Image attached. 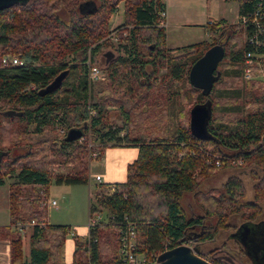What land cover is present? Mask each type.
I'll return each mask as SVG.
<instances>
[{
    "label": "trees",
    "instance_id": "obj_1",
    "mask_svg": "<svg viewBox=\"0 0 264 264\" xmlns=\"http://www.w3.org/2000/svg\"><path fill=\"white\" fill-rule=\"evenodd\" d=\"M122 1L125 27L117 31L118 53L104 54L109 77L98 83L104 90L91 104L89 64H99L98 56L105 47L114 48L108 38L110 21ZM237 1L238 23L220 21L208 26L210 37L226 35L225 56L219 65L224 60L230 62L236 69L235 78L241 76L245 53L251 49L247 42L251 23L244 24L242 19L252 15L261 0ZM165 12V0H30L0 10V60L11 56L22 62L0 69V185L6 177L13 178L9 185L10 223L0 226L9 239V264H65L69 235L75 242L72 263L124 264L109 229L120 230L129 224L136 227L137 251L147 258L157 259L160 253L190 241L203 256L200 244L213 241L232 215H245L244 222L249 223L261 220L264 81L245 80L246 101L241 108L226 107L225 112L236 113L233 119L215 116L221 73L218 71L212 91L205 94L191 85L189 72L216 43L206 40L168 48ZM64 70L69 73L61 87L39 94ZM72 71L78 73L71 82ZM151 89L154 95L149 93ZM190 97L195 100L190 101L188 110L185 103ZM175 98L182 101L176 110ZM207 101L212 105L209 137L199 139L190 129V111ZM246 103L251 108L245 110ZM55 127L66 133L62 139L34 141V134ZM72 128L82 129L83 135L67 141ZM122 144L138 147L137 158L127 167L126 181L97 184L96 197L90 199V216L107 210L105 218L86 235L77 234L68 225L50 224L52 183L90 184L92 153L97 152L101 159L107 148ZM19 150L25 151L13 155ZM238 160L243 164L235 165ZM236 166L249 167L257 181L252 202L239 204L244 184L238 176L229 177L219 191L200 190L213 173ZM67 167L69 171L64 172ZM185 194L194 196L202 214L188 216L182 204ZM33 221L37 225L31 227L26 258L22 232L16 225ZM41 222L45 224L38 225ZM241 250L245 254L244 248ZM109 253L111 259L106 256ZM236 260L225 253L214 264H237Z\"/></svg>",
    "mask_w": 264,
    "mask_h": 264
},
{
    "label": "rangeland",
    "instance_id": "obj_2",
    "mask_svg": "<svg viewBox=\"0 0 264 264\" xmlns=\"http://www.w3.org/2000/svg\"><path fill=\"white\" fill-rule=\"evenodd\" d=\"M120 7L118 8V11L114 12L112 15L111 21H110V33L108 34V38H110L114 48L112 47H105L104 51L98 56L99 57V64L96 63V67L101 68L105 75L106 79L109 77L108 71H106V60H105V53H112L117 52L116 48H118L119 41L117 36V31L121 27H125V16H124V1H122L120 4ZM60 15L67 19L68 15L64 12H60ZM165 25V20L164 24ZM126 34V32H125ZM181 37H178L175 35L173 31H170V36L168 39L167 46L169 47H178L183 46L195 42H199L202 40L207 39L208 42L216 44L223 45L226 40L225 36H220V34L215 35L214 37H208V36H200L195 35L192 32H185L181 34ZM215 44V45H216ZM118 53V52H117ZM124 53V50H122L121 54ZM235 68L228 62L227 60L223 61L218 66V71L221 73L222 79L221 82L216 85V93L220 95V98L216 100L215 103V110L214 115L220 116L224 119H233L236 116V113L231 114L227 113L226 107H229L231 104L236 105V108H241L244 101H246V93H247V86L246 81L257 79L264 81V75H260L257 73V75L251 79H245L243 72L240 74V77L235 78ZM263 71V70H262ZM259 71V72H262ZM162 73L165 72L163 69L161 71ZM77 73L78 71H72L69 74L68 80L76 81L77 79ZM246 80V81H245ZM101 82H104L101 81ZM99 82L92 84L91 86V92H90V102L95 103L97 98H99V94L103 92L104 87L99 86ZM230 89V91H228ZM236 90V91H233ZM144 92V91H143ZM150 94L154 95V90L151 89L149 91ZM223 95V97H222ZM215 96V95H214ZM197 97V96H196ZM235 97V99H233ZM197 98L196 100H198ZM175 104L176 108L179 107V104L182 105L181 99L175 98ZM194 97L187 98V101L185 103L186 109L189 110V104L190 101H194ZM244 109L247 110L251 108L250 103H246L244 105ZM113 108V107H110ZM234 109V108H233ZM168 113V112H167ZM170 114V113H169ZM66 134V133H65ZM59 128H52L47 129L42 135L34 134L33 139L34 141L39 140L41 138H58L62 139L64 135ZM123 145V144H122ZM122 145H112L110 147L116 148ZM25 150H19L16 151L15 154H21L24 153ZM105 155L98 159V157H91L90 163H89V176L91 179V182L89 185H56L55 183H52L49 190V196L50 199H55L58 202V207H54L53 205L49 206V223L54 225H68L72 227V230L77 231V233H84L88 229V224L90 220V199L92 196L96 197V193L98 191L97 184L93 180V177L98 172H103V164H105ZM242 162H239V160L235 163V165H242ZM71 167V166H70ZM70 167H67L64 169V172L69 171ZM231 176H238L243 181L244 184V195L241 199V202L239 204L249 203L254 200V185L257 182L252 173L251 169L249 167H243V166H236V167H225L221 169L220 171L213 173V175L209 176L203 184L200 186V190L209 192L212 189L215 190H221L224 189L225 183L228 181L229 177ZM13 181V178L6 177L5 178V184L0 185V226L7 225L9 223V185ZM103 192H105V188L102 189ZM94 198V197H92ZM94 200V199H93ZM182 204L185 208L186 213L188 216H190L193 213H197L196 210H194V207L198 209L199 207L194 202V196L192 194H185L182 199ZM196 205V206H195ZM260 215L259 219H264V201L260 202ZM105 214H107V210L103 211V219L105 218ZM198 214V213H197ZM200 214L202 212L200 211ZM246 216H242L241 214L238 215H232L228 221L223 223L222 226L219 229V233L217 237L213 241H207L200 244L202 257H205L206 259H209L211 261H214L218 256H222L225 253L231 254L235 257L237 264H252L250 259L243 253L241 250V246L234 241L230 235L233 234V232L236 231L237 227H239L242 223H244V218ZM213 222L210 220H207V223ZM114 227V226H112ZM110 233L109 236H112L113 244L116 243V252L119 253V241H118V234L119 230L117 227L113 229H109ZM32 229L31 227H28L24 233H22V242H23V250H24V256L28 258L29 256V237L31 235ZM73 238L71 235L67 238V258L71 255L69 247L70 243L72 242ZM188 245L192 246L194 248L195 245H193V242L190 241L187 243ZM110 254V253H109ZM108 258L111 259L112 254ZM7 257L6 255V244L4 242H0V262H3V258ZM6 259V258H5ZM152 259V258H151ZM152 264L156 263V258L154 261L151 262ZM150 263V264H151ZM2 264V263H0ZM65 264H72L71 261H66ZM221 264H225L222 263Z\"/></svg>",
    "mask_w": 264,
    "mask_h": 264
},
{
    "label": "water",
    "instance_id": "obj_3",
    "mask_svg": "<svg viewBox=\"0 0 264 264\" xmlns=\"http://www.w3.org/2000/svg\"><path fill=\"white\" fill-rule=\"evenodd\" d=\"M30 0H0V10L12 7L15 4H26ZM225 56L224 46L216 44L210 47L191 67L189 80L193 87L202 90L205 94L212 91L214 83L218 80L219 63ZM69 70L60 72L51 83L39 90V94L45 95L54 92L61 87ZM8 115L15 114L11 111ZM212 117V105L210 101L197 104L190 111V129L194 136L199 139L209 137L208 125ZM83 135L80 128H72L67 132L66 140L73 141ZM238 240L245 250V254L252 264H264V219L256 223H242L232 235ZM155 264H212L200 256L196 250L182 243L174 248L160 253Z\"/></svg>",
    "mask_w": 264,
    "mask_h": 264
},
{
    "label": "crops",
    "instance_id": "obj_4",
    "mask_svg": "<svg viewBox=\"0 0 264 264\" xmlns=\"http://www.w3.org/2000/svg\"><path fill=\"white\" fill-rule=\"evenodd\" d=\"M166 12L164 16L166 27V40L168 42L170 31H173L176 36L181 37L183 31L192 32L195 35L202 34L200 36L209 37V24H215L220 21L226 23H238L240 19L239 2L237 0H165ZM202 40V41H206ZM199 41V42H202ZM195 42V43H199ZM168 44V43H167ZM194 44V43H191ZM190 45V44H187ZM183 45V46H187ZM168 48H176L169 47ZM182 47V46H178ZM105 164H103L104 171L100 173L103 178L104 184H115L125 182L127 179V167L138 156V147L133 145H122L116 148L109 147L104 154ZM94 178V177H93ZM94 180V179H93ZM89 185V184H88ZM196 206V205H195ZM9 209V205H8ZM194 210L200 214V209ZM10 215V211H9ZM10 223V218H9ZM8 223V224H9ZM7 224V225H8ZM6 226V225H3ZM77 233V231H75ZM5 233V232H4ZM0 231V242L6 244V255L3 258L2 264H9V239L7 234ZM79 235H86L87 230L84 233H77ZM71 255L67 258V240H66V261H71L73 253L75 251L74 239L70 243L69 247ZM6 258V259H5Z\"/></svg>",
    "mask_w": 264,
    "mask_h": 264
},
{
    "label": "built area",
    "instance_id": "obj_5",
    "mask_svg": "<svg viewBox=\"0 0 264 264\" xmlns=\"http://www.w3.org/2000/svg\"><path fill=\"white\" fill-rule=\"evenodd\" d=\"M165 16V13H163ZM244 24L251 23L252 33L248 36V44L251 47L250 50L246 51L244 57V68L243 75L245 79H251L259 73L264 75V0L258 4L257 9L252 15L245 16L242 19ZM16 65H22V62L15 57L4 56L0 60V69L8 68ZM263 70V71H262ZM262 71V72H259ZM106 79L104 71L96 66L89 64L88 80L92 84L103 81ZM62 133L64 130H62ZM83 139V138H82ZM92 157H97V152L92 153ZM94 181L96 184H104L103 178L100 174L94 176ZM111 191L114 190V186L111 185ZM48 205H53L58 207V202L53 199L48 200ZM102 213H95L93 216H90L87 233L94 228L100 220L102 219ZM44 222H41L38 225H44ZM37 225L34 221L27 224H17L16 228L19 229L22 233L28 227H33ZM119 259L124 262V264H150L154 259L147 258L144 254H141L137 251V232L136 227L132 224L127 225L126 227H120L119 235ZM210 263L214 264V261L207 259ZM74 264V263H72ZM83 264H108V263H96L88 262ZM112 264V263H109ZM152 264V263H151Z\"/></svg>",
    "mask_w": 264,
    "mask_h": 264
},
{
    "label": "flooded vegetation",
    "instance_id": "obj_6",
    "mask_svg": "<svg viewBox=\"0 0 264 264\" xmlns=\"http://www.w3.org/2000/svg\"><path fill=\"white\" fill-rule=\"evenodd\" d=\"M240 243V242H239ZM241 245V244H240ZM242 246V245H241ZM242 248H243V246H242Z\"/></svg>",
    "mask_w": 264,
    "mask_h": 264
}]
</instances>
